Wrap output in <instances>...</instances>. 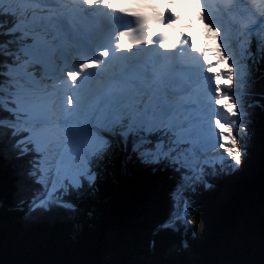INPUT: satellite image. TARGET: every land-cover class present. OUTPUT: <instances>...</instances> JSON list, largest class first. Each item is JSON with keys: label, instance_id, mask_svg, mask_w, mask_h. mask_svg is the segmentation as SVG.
I'll return each mask as SVG.
<instances>
[{"label": "snow or ice", "instance_id": "1", "mask_svg": "<svg viewBox=\"0 0 264 264\" xmlns=\"http://www.w3.org/2000/svg\"><path fill=\"white\" fill-rule=\"evenodd\" d=\"M221 188L223 227L177 243ZM65 247L91 258L46 264H264V0H0V264Z\"/></svg>", "mask_w": 264, "mask_h": 264}, {"label": "trees", "instance_id": "2", "mask_svg": "<svg viewBox=\"0 0 264 264\" xmlns=\"http://www.w3.org/2000/svg\"><path fill=\"white\" fill-rule=\"evenodd\" d=\"M109 196H119V203L122 205L123 210L126 212L136 211L138 204V197L142 195L141 189V174L132 167L129 171L126 182L122 186L109 185ZM225 189L221 188L220 191L213 196H209L203 204L202 211L203 216L200 214H193V227L195 229L196 238L193 242L191 240V233H185L181 229L179 236L176 238V242L179 243L185 239L196 245L199 244L202 228L204 227V220L207 219L209 226V236H212L219 232L224 224V200L223 194ZM158 204L160 205L159 211L155 212L156 217L162 212L163 197L160 194ZM85 228L88 224L85 223ZM150 223L145 225L144 240L148 239V229ZM69 225L64 221H46L36 224L30 228V231L38 233H51L58 239L66 240L68 234ZM22 261H27L28 264H46L48 261L56 260H75V259H89L87 254H80L75 252L71 247H65L64 249H24L18 256Z\"/></svg>", "mask_w": 264, "mask_h": 264}, {"label": "bare ground", "instance_id": "3", "mask_svg": "<svg viewBox=\"0 0 264 264\" xmlns=\"http://www.w3.org/2000/svg\"><path fill=\"white\" fill-rule=\"evenodd\" d=\"M212 40H214V38L212 39ZM212 45V48H214V42L211 44ZM223 67V66H222ZM223 102V101H222Z\"/></svg>", "mask_w": 264, "mask_h": 264}, {"label": "clouds", "instance_id": "4", "mask_svg": "<svg viewBox=\"0 0 264 264\" xmlns=\"http://www.w3.org/2000/svg\"><path fill=\"white\" fill-rule=\"evenodd\" d=\"M177 11H182V8L177 9Z\"/></svg>", "mask_w": 264, "mask_h": 264}, {"label": "rangeland", "instance_id": "5", "mask_svg": "<svg viewBox=\"0 0 264 264\" xmlns=\"http://www.w3.org/2000/svg\"><path fill=\"white\" fill-rule=\"evenodd\" d=\"M222 66H223V64L220 65V67H222Z\"/></svg>", "mask_w": 264, "mask_h": 264}]
</instances>
